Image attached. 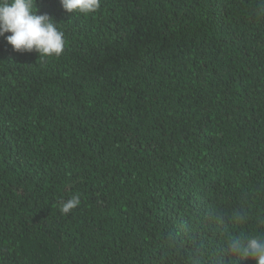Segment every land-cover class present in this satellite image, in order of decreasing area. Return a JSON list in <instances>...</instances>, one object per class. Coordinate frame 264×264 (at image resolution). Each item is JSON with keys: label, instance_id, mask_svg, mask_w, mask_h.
<instances>
[{"label": "trees", "instance_id": "trees-1", "mask_svg": "<svg viewBox=\"0 0 264 264\" xmlns=\"http://www.w3.org/2000/svg\"><path fill=\"white\" fill-rule=\"evenodd\" d=\"M35 6L66 46L0 37V264H254L229 240L264 232V0Z\"/></svg>", "mask_w": 264, "mask_h": 264}, {"label": "clouds", "instance_id": "clouds-1", "mask_svg": "<svg viewBox=\"0 0 264 264\" xmlns=\"http://www.w3.org/2000/svg\"><path fill=\"white\" fill-rule=\"evenodd\" d=\"M102 0H60L62 8L68 13L88 17L101 7ZM48 14H38L35 0H0V37L6 39L13 51L39 54L41 58L60 57L65 50V33ZM10 33V34H9ZM81 204L78 193L61 203L60 211L67 215ZM222 217L217 216V220ZM233 221L243 223L247 214L238 210ZM264 224V217L259 218ZM233 254L254 264H264V232L236 236L229 240ZM218 264H223L219 261Z\"/></svg>", "mask_w": 264, "mask_h": 264}]
</instances>
